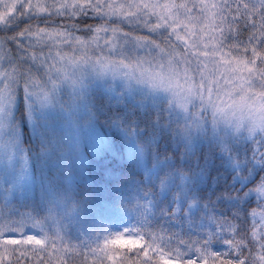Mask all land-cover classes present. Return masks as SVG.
Returning a JSON list of instances; mask_svg holds the SVG:
<instances>
[{"label": "trees", "instance_id": "16d2710c", "mask_svg": "<svg viewBox=\"0 0 264 264\" xmlns=\"http://www.w3.org/2000/svg\"><path fill=\"white\" fill-rule=\"evenodd\" d=\"M43 2L9 0L0 6V24L7 18L15 22L23 14L33 23L47 20L51 28L60 23L56 3L78 5L79 0H47L53 15H33ZM99 22L82 17L78 23ZM27 23L21 19L0 28V39ZM64 25L73 30L69 21ZM140 31L157 41L169 35ZM9 46L15 48L11 40ZM145 54L133 52L129 45L113 56L135 61ZM31 68L45 82L55 114L30 115L31 93L22 85L9 97L7 123L0 117V129L9 128L7 133L0 131V229L7 225L13 236L22 232L61 238L65 245L84 251L124 234L144 236L169 253L178 251L183 241L207 238L211 243L206 250L223 255L231 251L224 242L231 222L240 220L243 229L249 209L259 207L253 188L264 187V152L254 148L264 145L242 136L225 140L223 135H201V128L185 125L168 100L129 93L122 86L96 87L73 96L64 82V94L55 96L49 88L60 80L49 82L45 68ZM190 115L199 117L194 107ZM91 141L99 148L93 149ZM22 164L31 177L27 186L18 183ZM119 246L139 245L124 241ZM161 264L194 260L165 258Z\"/></svg>", "mask_w": 264, "mask_h": 264}, {"label": "snow or ice", "instance_id": "6c2138e0", "mask_svg": "<svg viewBox=\"0 0 264 264\" xmlns=\"http://www.w3.org/2000/svg\"><path fill=\"white\" fill-rule=\"evenodd\" d=\"M55 12L60 23L51 28L49 21L33 23L23 14L0 24L7 29L21 19L29 21L18 33L0 39V99L21 85L47 96L45 82L31 65L45 68L49 82L71 78L74 69L91 65L162 89L184 111L198 101L200 118L210 111L214 126L223 122L237 133L247 129L255 133L254 142L264 145V0H79L78 5L57 2ZM33 15L50 17L53 9L44 0ZM82 17L100 22L80 24ZM140 30L169 35L157 41ZM129 45L146 54L135 61L114 58ZM254 151L264 152V147ZM260 159L264 162V155ZM253 191L260 197L259 207L249 209L243 229L240 220L231 222L224 241L231 249L227 255L206 250L211 238L183 241L169 253L144 236L128 234L84 251L61 238L10 235L6 225L0 229V264H161L165 258L264 264V187L257 184ZM124 241L139 246H119Z\"/></svg>", "mask_w": 264, "mask_h": 264}, {"label": "rangeland", "instance_id": "374dc122", "mask_svg": "<svg viewBox=\"0 0 264 264\" xmlns=\"http://www.w3.org/2000/svg\"><path fill=\"white\" fill-rule=\"evenodd\" d=\"M9 0H0V6L2 4H8ZM1 19V17H0ZM117 56V55H116ZM60 80V83L52 82L50 90H52L53 94L57 96L58 94H64L65 91V84L64 82L69 86L71 90V95L76 96L80 95L82 92H88L89 89L101 87L102 89H111L115 90L116 88H119L120 86L125 87L128 92L138 91L142 92L143 94H147L149 97H160L162 99H166L170 102L172 108L174 109L175 113L182 116L185 120V125L189 127H195V128H201V135L202 134H208L211 135L212 138L215 135H223V138L225 137V140H235L236 137L242 136L243 139H251L253 136H255V133L250 134L247 129H242L237 133L235 128L229 127L228 125L224 124L223 122L219 123L218 125L214 126L211 118V113L206 112L204 115L205 118H200V116L195 119L191 118V115L188 118V112L189 110L194 107L195 111L199 115L200 111V105L199 102H195L193 105L190 106L188 111L182 110L180 107L177 106V104L173 101L172 96L170 93L162 90V89H154L147 83L138 82L136 79L130 78L128 75H126L124 72H113V71H103L99 68L93 67L91 65H84L80 68L74 69V75L71 78L64 79V78H58V81ZM21 89V86L18 88H15L11 91V94L7 97V99H0V117H6L5 121L7 120V116H9L11 110H10V104L8 103L9 100H11L9 97H14L15 94ZM26 90V89H25ZM141 93V94H142ZM84 96V94H83ZM29 105L32 106L30 108V115H33L37 118H41V116L45 114H49L52 116V114H55L54 104L52 103V100L50 101V96L47 93V96L43 94L33 95L31 93L29 95ZM35 102L33 104L32 102ZM73 103H77L75 100ZM208 114L210 115V118H208ZM7 123V121H6ZM93 145V149L99 148L98 143L96 142H89ZM90 144V145H91ZM12 160L14 162H19L15 158L12 157ZM18 183L22 186L29 185L28 182L31 177H29V172L27 169L26 164L21 165V169L18 173Z\"/></svg>", "mask_w": 264, "mask_h": 264}]
</instances>
